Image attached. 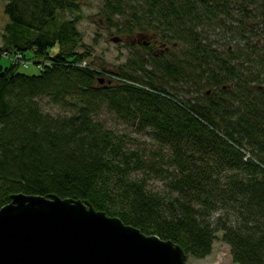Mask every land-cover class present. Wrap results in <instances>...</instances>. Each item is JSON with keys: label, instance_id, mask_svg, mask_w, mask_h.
Wrapping results in <instances>:
<instances>
[{"label": "trees", "instance_id": "16d2710c", "mask_svg": "<svg viewBox=\"0 0 264 264\" xmlns=\"http://www.w3.org/2000/svg\"><path fill=\"white\" fill-rule=\"evenodd\" d=\"M4 1L0 206L14 193L80 199L186 257L210 254L219 233L235 264H264V0H102L107 27L150 41L115 70L87 60L79 0ZM29 62L37 73L17 70Z\"/></svg>", "mask_w": 264, "mask_h": 264}, {"label": "water", "instance_id": "95a60500", "mask_svg": "<svg viewBox=\"0 0 264 264\" xmlns=\"http://www.w3.org/2000/svg\"><path fill=\"white\" fill-rule=\"evenodd\" d=\"M171 240L80 199L14 193L0 206V264H186Z\"/></svg>", "mask_w": 264, "mask_h": 264}, {"label": "rangeland", "instance_id": "374dc122", "mask_svg": "<svg viewBox=\"0 0 264 264\" xmlns=\"http://www.w3.org/2000/svg\"><path fill=\"white\" fill-rule=\"evenodd\" d=\"M81 3L80 20L77 22L78 29L82 32L83 42L91 51V56L87 60L93 59L96 66L104 67L108 70H115L116 67L125 62L129 55V46L133 49H138V45L147 40L145 36H137L135 33L120 34L115 32L114 28L107 27L104 19L100 17L99 7L102 0H79ZM4 0H0V33L3 25L7 22L8 17L4 12ZM222 42V40H220ZM231 48V46H229ZM55 47L52 51H55ZM2 63H6L5 59L1 58ZM18 71L27 74L37 73L39 66L33 62L17 67ZM100 80H105L100 78ZM185 98L187 95L181 93ZM41 108L44 111L52 114H62L59 106L48 102L46 99L41 100ZM100 117L104 120L105 126L117 133H124L139 141L137 148L143 147L144 151H155L157 145L149 139L145 134L138 133L133 127L119 121L114 116L107 112H102ZM149 186L154 190H162L163 181L158 178L149 179ZM214 240L210 254L203 258L186 257V264H235L232 261L229 246L219 238Z\"/></svg>", "mask_w": 264, "mask_h": 264}, {"label": "flooded vegetation", "instance_id": "af4514ba", "mask_svg": "<svg viewBox=\"0 0 264 264\" xmlns=\"http://www.w3.org/2000/svg\"><path fill=\"white\" fill-rule=\"evenodd\" d=\"M145 41H147V43H149V42H150L148 39H147V40H144L143 42H145ZM147 43H146V44H147Z\"/></svg>", "mask_w": 264, "mask_h": 264}]
</instances>
